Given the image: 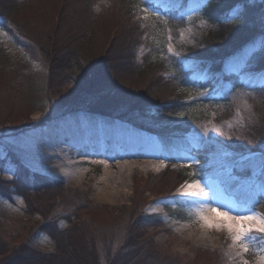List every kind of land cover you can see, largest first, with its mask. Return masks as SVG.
Segmentation results:
<instances>
[{"label":"rangeland","instance_id":"obj_1","mask_svg":"<svg viewBox=\"0 0 264 264\" xmlns=\"http://www.w3.org/2000/svg\"><path fill=\"white\" fill-rule=\"evenodd\" d=\"M59 1L23 2L9 15L10 30L7 32L0 27V160L7 158L9 151L20 157L25 161L23 166L27 168L29 179L37 188L31 197L35 213L26 221L21 220L19 197L11 202L0 196V222L21 233L19 241L48 251L51 243L41 229L43 219L60 210L63 202L71 203L76 197L89 206L81 213L84 218L81 226L91 236L100 237L105 229L113 226L117 232L113 243L117 244L127 224H130L135 239L136 235L142 236L145 240L143 250H139L132 260L136 264H240L241 257L232 246L228 232L214 229L209 233L208 228L201 227L191 211V200L178 197L177 190L185 181H193L190 176L194 168L198 180L209 190L213 206L232 214L254 211L264 215V211L255 208V201L259 203L264 199V186L259 179L264 162V142L252 143L246 132L236 129L253 114L246 101L247 93L233 95L235 109L225 113L226 119L219 121L214 116L206 117L184 133L177 129L179 127L157 124L154 120L161 118L151 117L149 112L148 116L144 113L146 116L136 121L142 124L141 128L118 118L107 120V117L78 112L63 113L57 104L72 97L79 86L73 82H60L56 77L50 79L47 58L43 55L46 37L52 34L58 41L64 37L74 40L80 27L84 31L79 36L85 35L90 28L88 23L94 17L71 1L68 10L58 19H52L49 12ZM192 4L190 9L196 5ZM189 10L187 15L195 14L199 9L194 13ZM101 13H105L104 17L95 16L97 22L91 26L92 33H87L82 41L83 48L95 58L100 57L111 35V26L106 22L110 12L102 10ZM122 36V33L116 34L110 53L117 52V42L123 39ZM257 60L262 61L261 58ZM112 62L116 63L115 60ZM114 66L112 71L117 72L119 65ZM121 77V73L112 76L111 84H119L123 88L120 87V94L135 95L146 106L168 98L165 89L151 79ZM62 120L76 125L114 122L128 131L150 133L160 146L162 156L155 170L137 167L129 175L112 168L108 179L103 167L94 162L97 160H87L83 152L75 151V156L69 159L75 150L73 146L69 145L64 151L51 147L55 137L52 126ZM200 158L203 162L194 164ZM119 163L141 165L138 161L128 160ZM13 170L14 165L6 162L0 178H10ZM169 175L181 183L169 195L154 196ZM243 197L251 198L253 202L241 199ZM178 204L182 205V211ZM249 239L253 251L244 258L249 264H256L255 250L264 247V241L256 234H251ZM158 247L167 251V256L161 254Z\"/></svg>","mask_w":264,"mask_h":264},{"label":"trees","instance_id":"obj_2","mask_svg":"<svg viewBox=\"0 0 264 264\" xmlns=\"http://www.w3.org/2000/svg\"><path fill=\"white\" fill-rule=\"evenodd\" d=\"M26 1L31 0H0L2 29L10 30L9 15ZM71 1L95 18L89 21L90 28L85 35L92 33L90 29L97 22L96 17H104L102 10L110 12L106 22L111 26V35L98 58L83 48L85 35L79 36L84 31L81 27L75 42L68 37L58 41L52 34L47 35L43 55L47 58L50 79L56 77L60 82L79 86L72 97L57 104L63 113L78 112L107 117V120L118 118L137 127L142 124L136 121L150 113L151 117L161 118L154 120L157 124L179 127L184 133L206 117L226 119L225 113L235 109V93L246 92L253 114L236 129L246 132L252 143L264 142V0H156L155 10L167 18V25L155 17L141 19L143 14L137 7L140 0H61L51 8L50 17L58 19L68 10ZM190 3H202V7L189 21ZM169 30L173 48L181 52L180 56L167 51ZM182 30H185L183 37ZM121 33L123 39L118 40L121 43L117 42V52L112 54L109 49L115 43L116 34ZM252 49L255 51L246 63L239 66L238 58ZM258 58L262 61L258 62ZM114 65H119L117 72L112 71ZM117 73H121V79H151L165 89L168 98L146 106L135 95L120 94L121 86H114L110 81ZM7 154V158L0 160V173L6 162L13 164L14 170L10 178H0V196L11 202L19 197L21 220L26 221L35 213L31 197L37 188L23 166L25 161L13 152ZM194 171L192 168L191 180L199 179ZM241 199L253 202L248 197ZM256 202L255 208L263 212L264 199ZM181 206L178 204L179 210ZM87 208L83 199L75 197L73 202H63L60 210L43 219L41 229L51 243L48 251L19 241L21 233L0 222V264H136L132 260L143 250L142 236L136 235L135 239L130 224L123 228L117 244L113 243L117 233L113 226L105 229L100 237L91 236L81 226L84 219L81 213ZM140 238L141 242H136ZM157 250L167 256L163 248Z\"/></svg>","mask_w":264,"mask_h":264},{"label":"bare ground","instance_id":"obj_3","mask_svg":"<svg viewBox=\"0 0 264 264\" xmlns=\"http://www.w3.org/2000/svg\"><path fill=\"white\" fill-rule=\"evenodd\" d=\"M113 123L88 124L82 122L76 125L62 120L52 126V129L55 130V137L50 145L60 151H64L69 145L73 146L75 150L72 151V154L69 153V159L75 156V151H80L86 154L87 160H97L94 162L103 167L104 175L108 179L111 178L112 168H116L121 174L129 175L137 167L143 170H155L159 157L162 156V151L155 141V137L150 133L128 131ZM128 123L136 128L132 123ZM123 160L138 161L141 167L131 163H119ZM69 162L72 163L71 160ZM69 162L68 164H70ZM180 183V180L167 178L153 195H169ZM212 231L214 229L208 228L209 233Z\"/></svg>","mask_w":264,"mask_h":264},{"label":"snow or ice","instance_id":"obj_4","mask_svg":"<svg viewBox=\"0 0 264 264\" xmlns=\"http://www.w3.org/2000/svg\"><path fill=\"white\" fill-rule=\"evenodd\" d=\"M137 7H140V11L143 14L140 17L141 19L147 20L150 17H155L157 20H162L165 25L168 24L167 18L162 16L159 11L154 10L158 7L156 0H140V4ZM200 7H202L201 4H196L189 11L194 13ZM187 19L190 21L192 15H189ZM186 30L190 31V29ZM184 31L182 30L180 32L181 37L184 36ZM167 40V51L174 56H180L181 52L175 51L173 48V37L170 30ZM253 51L255 49L242 54L236 61L237 64L242 67L252 55ZM161 58H163V52L161 53ZM203 94L200 93V95ZM216 131H220V129L216 128ZM199 163V160L194 161V164ZM259 179L261 186H264V162L261 164ZM177 196L185 200H191V211L195 214V218L201 227L217 230L225 229L231 238L232 246L238 250L237 254L241 257L240 264H249V261L244 258L253 251L249 237L251 234L260 235L262 241H264V215L254 211H249L247 214H232L230 211L220 210V208L213 206L211 197L209 196V190L201 184L200 180H193L191 183L185 181V183H182L177 190ZM168 202H174V200H169ZM255 252L256 264H264V247L255 250Z\"/></svg>","mask_w":264,"mask_h":264}]
</instances>
